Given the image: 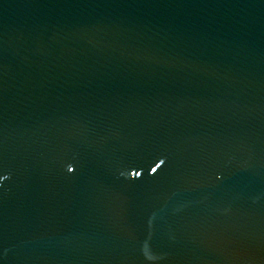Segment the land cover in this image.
<instances>
[{
  "label": "water",
  "instance_id": "95a60500",
  "mask_svg": "<svg viewBox=\"0 0 264 264\" xmlns=\"http://www.w3.org/2000/svg\"><path fill=\"white\" fill-rule=\"evenodd\" d=\"M0 264H264V0H0Z\"/></svg>",
  "mask_w": 264,
  "mask_h": 264
}]
</instances>
